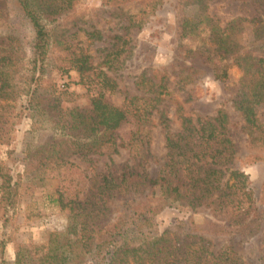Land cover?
<instances>
[{
    "label": "trees",
    "instance_id": "1",
    "mask_svg": "<svg viewBox=\"0 0 264 264\" xmlns=\"http://www.w3.org/2000/svg\"><path fill=\"white\" fill-rule=\"evenodd\" d=\"M4 1L9 11L12 9L13 19L28 25L32 40L28 65H25L23 37L11 18L4 27V37H0V152L2 146H10L13 110L19 108L23 98L26 100L21 110L25 116L30 120L38 116L39 101L48 97V89L41 92V85L50 67L64 75L77 73L81 84L87 87L90 105L87 109L75 108L68 112L67 124H55L65 133L64 139L56 142L48 152L52 155L47 158L51 159L49 165L59 164L65 159L60 157L65 154L85 161L97 151L111 148L117 151L118 147H125L124 143L117 145L115 132L130 118L142 123L147 108L139 97L128 98L121 107L108 102L105 97L116 91L117 83L107 71L98 68L104 64L110 70L111 63L106 61L96 66L93 57L73 43L76 33L66 37L64 30L59 35L63 27L75 23L79 0ZM144 1L146 7L139 18L142 21V17L156 11L157 0H100V3L103 7L120 8ZM131 23L137 25L136 19ZM201 24L185 19L182 32L196 36ZM212 31L215 49L206 55L215 79L226 82L231 67L241 71L239 94L233 106L248 125L262 127L256 124L259 121L257 108L264 105V54L240 49L231 41L232 29L228 27L222 30L213 26ZM252 32L255 41L263 40L260 49L264 50V22L260 21ZM86 35L94 38L99 32H86ZM54 50L60 54L57 66L51 63ZM141 85L147 88L143 89L144 94L151 95L144 100L155 103L168 94L165 75H154V78L142 75ZM52 96L51 93L50 101L58 109L61 98ZM177 117L182 128L174 133L167 132L166 159L156 178L142 165H113L109 171L90 178L82 198L68 199L60 194L55 203L68 213V236L61 242L60 234H51L50 252L38 262L34 256L18 252L13 264H247L231 247L213 249L215 240L239 232L257 204L249 176L232 168L236 151L225 134L228 115L224 109H219L209 119L192 122L182 115L179 106ZM160 122L169 129L167 119L163 117ZM138 132L133 133V137L138 138ZM57 148L60 151L54 152ZM6 153L10 155L14 151ZM0 193L4 211L18 203V183L12 168L2 164L1 154ZM114 201H122L123 205L113 218L110 203ZM259 201L264 203V189ZM170 207L192 213L207 208L213 214L224 213L227 222L210 218L204 225L196 226L187 221L166 229L159 236L151 235L153 219ZM79 253L84 260L78 258Z\"/></svg>",
    "mask_w": 264,
    "mask_h": 264
},
{
    "label": "rangeland",
    "instance_id": "2",
    "mask_svg": "<svg viewBox=\"0 0 264 264\" xmlns=\"http://www.w3.org/2000/svg\"><path fill=\"white\" fill-rule=\"evenodd\" d=\"M157 2L156 11L140 21L145 1L108 8L103 7L100 0H79L75 23L67 24L59 32L62 35L66 30V37L76 33L73 43L91 55L96 66L106 61L111 63L113 68L110 70L104 64L98 68L107 71L117 83L116 91L105 97L108 102L121 107L130 97L143 98L141 102L148 113L142 123L130 118L115 132L117 145L124 143L125 147H118L117 151L113 148L97 151L88 155L89 159L85 161L65 154L60 157L65 159L59 164L49 165L51 159L47 158L52 155L48 152L56 142L64 139L62 135L65 133L55 124H67L68 112L75 108L87 109L90 105L87 87L81 84L77 73L64 75L49 68L41 85V92L48 89V97L39 101L41 110L38 116L32 120L25 116L21 110L26 100L23 98L19 108L13 110L10 146L1 148V162L12 168L19 197L18 203L8 211L0 205V264H13L18 252L34 256L38 262L50 252L51 234H60V241H64L68 236V213L55 203L60 194L68 199L82 198L88 190L90 178L109 171L113 165H142L151 177L156 178L166 159L167 132L174 133L182 128L177 117L179 106L182 115L192 122L209 119L219 109L226 111L225 134L236 151L232 168L249 176L257 204L239 232L215 240L213 249L218 251L228 246L243 256L247 264H264V203L259 201L264 189V105L257 108L259 121L256 125L262 127L248 125L233 106V100L239 94L241 71L231 67L226 82L216 80L206 55L215 49L213 26L232 29L231 41L240 49L263 55L264 50L260 49L263 40L255 41L252 29L260 21L264 22V0ZM11 13L12 9L9 11L6 2L0 0V37H4V27L11 18L23 37L21 42L26 62L30 56V30L25 22L13 19ZM133 19L137 25L131 23ZM185 19L202 22L198 35L183 34ZM93 31L99 32V36L89 38L86 32ZM117 51L120 52L117 54ZM51 54L52 66L60 64L57 62L59 52L54 50ZM142 75L146 78L167 76L168 94L155 103L144 100L151 95L144 94L143 89L147 88L139 86ZM51 93L52 98H61L58 109L50 101ZM163 117L168 121V130L160 122ZM137 131L139 136L135 138L133 133ZM8 150L14 154L6 155ZM59 151L58 148L54 150ZM1 196L0 193V199ZM122 205V201L110 203L113 218ZM210 218L227 222L224 213L213 214L207 208L192 213L170 207L153 219L151 235L159 236L166 229L187 221L202 226ZM79 254L78 258L84 260L82 253Z\"/></svg>",
    "mask_w": 264,
    "mask_h": 264
}]
</instances>
